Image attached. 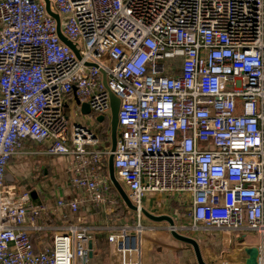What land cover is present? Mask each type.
<instances>
[{"label": "built area", "instance_id": "2783aa9c", "mask_svg": "<svg viewBox=\"0 0 264 264\" xmlns=\"http://www.w3.org/2000/svg\"><path fill=\"white\" fill-rule=\"evenodd\" d=\"M48 1L79 58L45 0H0V264L90 263L82 219L52 246L36 249L31 235L42 213L65 220L111 203V146L63 111L73 97L76 110L86 104L110 123L111 93L120 100L115 177L138 208L133 221L99 227L121 264L161 250L143 223L147 193L185 212L189 226L169 225L166 242L201 227L255 232L264 264V0ZM27 142L67 159L82 196L32 212L9 203L6 171Z\"/></svg>", "mask_w": 264, "mask_h": 264}, {"label": "crops", "instance_id": "0c3cea01", "mask_svg": "<svg viewBox=\"0 0 264 264\" xmlns=\"http://www.w3.org/2000/svg\"><path fill=\"white\" fill-rule=\"evenodd\" d=\"M46 151L47 145L27 142L11 159L6 171L10 179L6 178L4 189L9 203L23 205L25 203L28 212H32L33 209L42 206L53 209L56 201L61 198L70 200L76 196H82V193L72 189L69 185L67 159L46 155ZM30 175H33L31 178L37 180L36 184L28 183ZM32 192H35V195H32ZM154 195L160 196L161 199L165 197V200L162 199L164 204L157 208L154 207L153 211L147 210L148 212L156 216H170L179 226L183 223L189 226V223L182 220L183 209L176 200L165 194ZM25 197L28 201H25ZM109 199L110 204L104 207L90 206L80 215L68 212L65 220L50 212L42 213L37 223L43 227V230L31 235L36 249L52 246L53 237L57 232L65 230L68 225L78 223V220L82 219L81 224L90 228L92 234L94 255L90 257L89 264H121L119 256L110 255L109 249L112 245L108 243L106 233L100 231L99 227L109 225L114 220L120 223L133 221L135 213L128 209L115 187ZM124 212L127 213L124 214ZM143 223L146 227L156 229L161 237V250L149 253L145 259L146 264H197L195 257H191L194 254L191 247L186 246L183 255L182 242L176 239L166 242L162 237L167 234L169 223L153 222L148 218H143ZM184 234L188 235L187 232ZM190 236L199 243L204 260L208 264L222 261L243 263L246 260L245 249L258 247L260 244L258 235L248 231L231 232L225 229L201 227L196 236ZM105 248V253L99 255Z\"/></svg>", "mask_w": 264, "mask_h": 264}, {"label": "water", "instance_id": "95a60500", "mask_svg": "<svg viewBox=\"0 0 264 264\" xmlns=\"http://www.w3.org/2000/svg\"><path fill=\"white\" fill-rule=\"evenodd\" d=\"M46 4H47V10L48 12L51 14L52 17H54L58 23V33H59V37L61 38V40L67 44L71 49L74 50V52L76 53L77 57L79 58V53L76 50L75 46L68 41L62 34L61 32V28H60V18L57 14L52 13L50 11V4L48 0H45ZM105 84H106V79H105ZM110 98H111V105H112V118H111V122H110V130H111V155L109 157V175L111 178V181L115 187V189L118 191L120 197L122 198L123 202L125 203V205L128 207V209L132 210V211H137L138 208L136 206H134L128 199L127 194L125 192V190L123 189V187L121 186V184L118 182V180L115 177V170H114V152L116 150V146H117V134H118V114H119V108H120V100L114 95V94H110ZM82 113L85 115H90L91 114V110L89 108L88 105L84 104L82 106ZM97 121L103 123L104 122V117L100 116L97 118ZM6 178L10 179V175L6 174ZM143 214L145 215L146 218L152 220L153 222H167L169 223L171 226L175 225V221L174 219H172V217L167 216V215H162V216H156L151 214L150 212H148L146 209H142ZM172 235L174 236V238L180 242L186 243L188 245H190L193 248L194 254H195V258L197 261V264H208L203 257L202 254V250L200 248L199 243L188 236H184L181 235L177 232H173ZM89 249H90V257L92 258L94 255L93 252V243L92 241L89 244ZM258 248L257 247H251V248H247L245 249V254H246V260L245 263L246 264H258L257 263V257H258Z\"/></svg>", "mask_w": 264, "mask_h": 264}, {"label": "rangeland", "instance_id": "374dc122", "mask_svg": "<svg viewBox=\"0 0 264 264\" xmlns=\"http://www.w3.org/2000/svg\"><path fill=\"white\" fill-rule=\"evenodd\" d=\"M76 100L73 98V97H65L63 99V111H64V114L65 116L67 117V119L74 123L76 121H79V122H83L85 124H87L99 137H101L102 141L104 140L103 137H104V130H105V125H104V122L101 123L99 121H97V118L99 116L95 115V114H92V115H84L82 112H79L78 110H76V108H74L76 106ZM95 119L96 121L95 122H92L90 121L91 119ZM109 143H106L107 146H111V133H109ZM53 159V158H52ZM54 161V160H52ZM63 169V168H61ZM33 175H30L28 176L29 180H28V183H32L33 185L37 183V180H35L34 178H31ZM123 187V189H125V185H121ZM29 193V192H28ZM32 195H35V192H32L31 193ZM164 200H165V197H163ZM162 198V199H163ZM162 199L160 198V196L158 195H154V194H151V193H147L143 199V208H145L146 210H150V211H153L154 210V207L157 208L159 206H162L164 204V202H162ZM153 205V206H152ZM153 207V208H152ZM184 212V210H183ZM134 213V212H133ZM185 213V212H184ZM183 214V213H182ZM184 215V214H183ZM187 217V216H186ZM188 218V217H187ZM130 220V219H129ZM188 235H193V236H196L197 235V231H193V232H187ZM255 233V232H253ZM259 237V243L261 242V235L256 233ZM181 246H183V255L185 254V247L188 246V244L186 243H181ZM193 249V248H192ZM103 253H99V255H103L106 251V248L103 249ZM110 255L113 256L114 254H116L117 256H119L116 252H115V249L113 246H110ZM120 257V256H119ZM191 257H195V254H192ZM121 260V257L119 258ZM196 260V258H195Z\"/></svg>", "mask_w": 264, "mask_h": 264}, {"label": "trees", "instance_id": "16d2710c", "mask_svg": "<svg viewBox=\"0 0 264 264\" xmlns=\"http://www.w3.org/2000/svg\"><path fill=\"white\" fill-rule=\"evenodd\" d=\"M105 125V130H104V141H106L107 143H109L108 139H109V133H110V123L108 121L104 122ZM111 145V144H110ZM109 146V145H108ZM127 212H124V214H126Z\"/></svg>", "mask_w": 264, "mask_h": 264}]
</instances>
